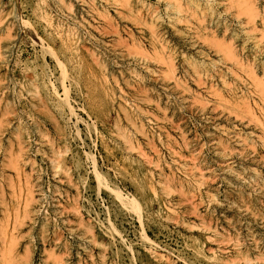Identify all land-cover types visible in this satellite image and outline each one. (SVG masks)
<instances>
[{"label":"rangeland","instance_id":"374dc122","mask_svg":"<svg viewBox=\"0 0 264 264\" xmlns=\"http://www.w3.org/2000/svg\"><path fill=\"white\" fill-rule=\"evenodd\" d=\"M226 1L210 2L214 30L189 0H0V264H264V97L228 49L264 61V37ZM239 19L248 42L224 30ZM88 51L149 141L106 101Z\"/></svg>","mask_w":264,"mask_h":264},{"label":"bare ground","instance_id":"6f19581e","mask_svg":"<svg viewBox=\"0 0 264 264\" xmlns=\"http://www.w3.org/2000/svg\"><path fill=\"white\" fill-rule=\"evenodd\" d=\"M179 1L180 0H173V2H178L179 3ZM191 3H194V4H196L197 5V8L198 9H200V12H201V19H199V20H201V25L202 26H209V24H212L213 26H211L214 30H215V27L217 28V29H221V26H222V24H223V19H222V13L220 14H218L217 12H218V6L216 7V6H211L212 4L210 3V2H212L213 0H198V2L196 1V0H189ZM199 1H200V3H199ZM228 1V0H227ZM226 1V2H227ZM240 1V2H239ZM220 2V1H219ZM223 2V1H222ZM222 2H220V3H222ZM236 2H238L240 5H238V3H236V4H234L235 2H233V4L236 6V5H238V6H241L240 8H242V10H243V13L242 12H240V10L239 11H236V12H238V15L237 16H239V13H242V16H244V14H245V16H247L246 18V20H247V23H250V24H252L253 26H252V30L254 29L255 31L257 30H261V33H262V37H264V7L261 5V3H260V1L259 0H238V1H236ZM243 4H242V3ZM177 3V4H178ZM210 3V4H209ZM219 3V4H220ZM126 4H128V2L126 3ZM180 4V3H179ZM225 4V3H224ZM231 4V3H230ZM229 4V5H230ZM233 4L231 5L232 7H235V6H233ZM126 6H129V5H126ZM230 6V7H231ZM123 7V6H122ZM216 7V8H215ZM228 7V6H227ZM223 8H225V7H223ZM237 8L238 7H236V10H237ZM228 9H230V8H228ZM228 9L226 8V9H224V10H226V11H228ZM233 9V8H232ZM239 9V8H238ZM231 10V9H230ZM229 10V11H230ZM222 11H223V9H222ZM221 12V11H220ZM224 12V11H223ZM234 12V11H233ZM235 15L237 14V13H234ZM104 17H105V15H103ZM230 16V15H229ZM237 16H235V18L237 19ZM241 16V15H240ZM7 17V16H6ZM102 17V16H101ZM109 16L108 15H106V19L105 20H109V18H108ZM16 18V17H15ZM103 18V17H102ZM223 18H225V17H223ZM239 18V17H238ZM210 19V20H209ZM227 19V18H226ZM245 20V21H246ZM109 21H111V20H109ZM155 21V20H154ZM244 20H238V21H235V22H237V24L235 25V22H233V21H231V23L232 24H227L226 23V25H225V29L224 30H231V32H232V35H231V39H230V42L233 40L235 43H236V41L240 38V35H239V32L242 30L243 32H245V35H244V38H245V41H249V40H251V39H253L252 38V36L251 35H248V34H246L250 29H249V27H248V25H247V23L245 22ZM108 23V22H107ZM109 23H111V22H109ZM209 23V24H208ZM228 23H229V21H228ZM229 25V26H228ZM146 26H147V24H146ZM152 26V25H151ZM112 28H114V27H112ZM117 28V27H116ZM151 28H153V27H151ZM104 29V28H103ZM212 29V30H213ZM153 30V35L156 37V41L157 42H162L161 41V38L158 36V33H157V29H155V28H153V29H151V31ZM207 30V29H206ZM212 30H211V32H212ZM233 30V31H232ZM236 30V31H235ZM237 30H239V31H237ZM251 30V31H252ZM105 31V30H104ZM205 31V30H204ZM226 31H224V32H226ZM9 32H10V30H9ZM108 32V31H107ZM260 32V31H259ZM115 33V32H114ZM117 33V32H116ZM213 33H215V32H213ZM212 33V35H214ZM251 33V32H250ZM116 35H119V34H116ZM205 35V34H204ZM203 35V36H204ZM259 35H261V34H259ZM188 36V35H187ZM4 37V36H3ZM2 37V38H3ZM183 37H184V35H183ZM205 37H206V35H205ZM205 37H203V40L205 39ZM207 37H209V36H207ZM212 37V40H211V42L213 41V45L214 46H216L215 45V40L217 39L215 36H211ZM210 37V38H211ZM210 38H208L209 40H210ZM222 38V37H221ZM243 38V39H244ZM258 38H259V36H258ZM242 39V38H241ZM263 38H261V40H262ZM189 40V39H188ZM257 40V39H256ZM261 40H259V41H255L254 43L256 44V47H257V49L259 48V46L261 45L260 43H261ZM219 42H220V38H219ZM230 42H229V44H230ZM125 43V42H124ZM123 43V44H124ZM226 43H228V40H227V42ZM234 43V44H235ZM244 45L246 44L245 42H242ZM264 43V42H263ZM193 44H195V43H193ZM221 45H219V47L218 48H220V46L222 47V49H223V46H229V44H227V45H224L225 44V41H221V43H220ZM233 44V45H234ZM250 44V43H249ZM12 45H13V40H12V37H11V39H9L8 41H7V43L5 44V46L2 48L3 50H2V53H3V55H2V57L4 56V59H3V61L8 57V55L10 54V52H12L11 50H12ZM121 45V44H120ZM129 45V44H128ZM134 45V44H133ZM139 45V44H138ZM137 45V46H138ZM160 46H161V48H163V46H164V44L162 45L161 43H160ZM251 46V45H250ZM2 47V46H1ZM84 47V46H83ZM116 47V46H115ZM134 47V46H133ZM136 47V46H135ZM141 47V49L140 50H138L139 52H137L136 50V52H137V54L138 53H141V55L143 56V57H145V55H144V53H147L146 51H144V49L142 48V46H140ZM232 48V46H229V48L228 49H230L231 50V55H233L232 57H233V60L232 61H234L235 63H236V65L237 66H240V67H242L245 71H244V73H247L248 72V74L247 75H245V76H249V73L255 78V80L253 79V78H251V77H248V78H250V80L251 79H253L252 81H254V82H256L255 83V85H253V87L255 86V88H256V90L257 91H259L261 94H263V96H262V98L264 97V79H262V78H260L259 77V70L257 69V64H261V67L263 68V71H262V74L261 75H263L262 77H264V61H262L263 59H261V57L260 56H258L257 55V53L256 52H252V54L253 55H247L246 56V59L245 58H242V57H240V54H238V52H236V51H233L231 48ZM252 47V46H251ZM254 47V46H253ZM69 48V47H68ZM88 48V47H87ZM217 48V49H218ZM234 48H236L235 46H234ZM241 48H242V46H241ZM255 48V47H254ZM132 50V49H131ZM219 50H221V49H219ZM92 51V50H91ZM91 51L89 52V56H90V58H91V60L93 61V63H94V65L98 68V73H99V76L98 77H95V81H97V79H99V81L101 82V86L100 87H104V89H105V92H106V101L109 103V105L110 106H116V105H118L119 106V109H121L122 111H124V113H125V115L127 116V121H129V123L131 124V125H133L134 127H135V130L137 131V133L139 132L140 133V135L144 138V139H146V140H148L149 141V133H148V131L144 128V127H146V126H143V124L141 125V122H139V119L138 118H136L131 112H129V108L127 109L126 107H127V104L125 103V99L123 98L124 96H122V90H121V94L118 96L117 95V93L111 88V85H110V81H109V77H108V73H107V68H106V66L104 65L105 63H103V61H101V58H99L96 54H95V52L94 53H91ZM134 51V50H133ZM132 51V52H133ZM222 51H224V50H222ZM254 51V50H253ZM256 51H258V50H256ZM261 51V50H260ZM259 51V52H260ZM136 52H134V54L136 53ZM221 52V51H220ZM228 51H225L224 53H227ZM247 52V51H246ZM258 52V53H259ZM156 53H158V52H156ZM222 53V52H221ZM223 53V54H224ZM264 53V52H263ZM133 54V55H134ZM136 54V55H137ZM132 55V54H131ZM205 55H207V54H205ZM230 55V56H231ZM103 56V55H102ZM130 56V55H129ZM202 56V55H201ZM225 56H226V59H227V55L225 54ZM242 56V55H241ZM231 58V57H230ZM230 58H229V61H230ZM141 59V58H140ZM58 60V59H57ZM247 60V61H246ZM159 61H160V63L161 64H163V65H166V67L168 68L167 70H166V72H165V77L167 78L168 77V80H173V81H175V83H177L176 85H179V87H181L182 89H183V92L184 91H188L189 90V87L187 88L186 87V85H184L185 83H181V80H179L178 78H177V76H176V68H175V65H174V60L172 59V57H170V56H167V57H163L162 55H159ZM227 61H228V59H227ZM231 61V62H232ZM58 62V61H57ZM193 66H195L194 64H193ZM199 66V65H198ZM197 66V67H198ZM231 66V65H230ZM63 67V66H62ZM124 67V66H123ZM165 67V68H166ZM233 68V67H232ZM145 69H147V68H145ZM229 69V68H228ZM232 70V69H231ZM262 70V69H261ZM64 71H65V69H64ZM196 71H197V69H196ZM241 72H243V71H241ZM66 73V72H65ZM233 73V71L231 72V75H233L232 74ZM235 75H236V77H239L240 78V75H239V72L238 73H234ZM260 75V76H261ZM220 76H222V75H220ZM201 77V76H200ZM200 77H198V78H200ZM233 78V77H232ZM223 79H225V76H224V78ZM235 79V78H234ZM243 79V78H242ZM242 79L240 78V81L242 82ZM98 81V82H99ZM224 81V80H223ZM103 82V83H102ZM125 83V85L129 88V87H132L133 88V85H132V82L129 80V79H125V81H124ZM201 82V81H200ZM254 82H251V83H254ZM229 83V82H228ZM227 83V84H228ZM234 83H236L235 82V80H234ZM53 84V83H52ZM187 84V83H186ZM230 84V83H229ZM117 85V84H116ZM249 85V84H248ZM229 86V85H228ZM235 86V85H234ZM64 87V86H63ZM178 87V86H177ZM240 87V86H239ZM53 88V87H52ZM210 88H212V87H210ZM134 89V91L136 92V97L138 98L139 97V100H142V101H144L145 102V100H147V92L146 91H144L143 90V87H141V86H139V87H136V88H133ZM209 89V88H208ZM56 90V89H55ZM210 90V89H209ZM249 90V89H248ZM255 90V89H254ZM255 90V92L256 93H258L257 91ZM54 91V90H53ZM243 91V90H242ZM69 92V91H68ZM214 92H216L215 90H214ZM237 92V91H236ZM248 92V91H247ZM33 93V92H32ZM37 92H35V94H33V98L35 99V100H37V101H40V97H39V95H37L36 94ZM56 93H57V91H56ZM66 93H67V91H66ZM104 93V92H103ZM213 93V92H212ZM219 93L221 94V92L219 91ZM219 93H218V96L220 97V95H219ZM237 93H239V92H237ZM245 93V92H244ZM259 93V94H260ZM68 94V93H67ZM214 94V93H213ZM216 94V93H215ZM261 94H260V96H261ZM57 95V94H56ZM65 95V94H64ZM254 95V94H253ZM246 96V95H245ZM252 96V95H251ZM242 97H244V96H242ZM221 98V97H220ZM223 98H226V97H223ZM241 97H238L237 98V100L236 101H238L237 102V104H238V106L237 105H235V106H237L236 108L238 109V110H242V107H244L245 108V111L247 112V114H250L253 118H254V116H255V114L253 113L254 111L252 110V107L248 104L249 103V100L248 99H246V100H248V102L247 101H244V99H242L243 100V102L241 103V102H239L241 99H240ZM248 98V97H247ZM62 99V98H61ZM122 99H124L125 101H122ZM234 99V98H233ZM42 100V99H41ZM65 104L67 103V105L69 106V113H71L73 116H74V114L76 113L75 112V109H74V107L68 102V96L67 95H65ZM63 100V101H64ZM228 100V99H227ZM261 100V99H260ZM147 101H149V100H147ZM222 101H225V100H222V98H221V101L220 102H222ZM231 102V101H230ZM230 102H229V104H230ZM235 102V101H234ZM233 102V103H234ZM247 102V103H246ZM262 102H264V100H262ZM147 103V102H146ZM226 103V102H225ZM43 105V104H42ZM233 104L231 103V106H232ZM204 107V106H203ZM131 108V107H130ZM261 108V107H260ZM132 109V108H131ZM165 110V109H164ZM261 110H262V108H261ZM164 112V111H163ZM237 112V111H236ZM263 113H264V110L262 111ZM242 114H244L243 113V111H242ZM77 115V114H76ZM237 115V114H236ZM244 115H246V114H244ZM137 116V115H136ZM248 116V115H247ZM251 116H250V118H251ZM238 117H240V116H238ZM245 117V116H244ZM249 117V116H248ZM256 117H257V115H256ZM70 118V117H69ZM258 118V117H257ZM254 120V119H253ZM255 120H258V123L260 122V120L259 119H255ZM255 120H254V122H255ZM207 122V121H206ZM142 123H143V121H142ZM261 123V122H260ZM258 125H261V124H258ZM263 127H264V124H263ZM217 128V127H216ZM119 130V132H122V135H123V138H124V141H125V143H129L130 145H133V141H132V139H131V137H130V135L127 133V131L126 130H122V129H118ZM183 137V136H182ZM185 137H183V140H184V145H185V147L186 148H188V147H190V143L189 142H187V140H185L184 139ZM151 142V141H150ZM153 143V142H152ZM129 145V146H130ZM138 146V145H137ZM130 147H132L133 148V146H130ZM129 147V148H130ZM130 149L131 151L133 150V149H136V148H138V147H136L135 146V148H133V149ZM153 150V149H152ZM138 151V150H137ZM57 165H58V168H60V169H62V163L59 161V162H57ZM158 166V165H157ZM160 168V167H159ZM161 170V169H160ZM160 172V171H159ZM162 172V171H161ZM66 173H68V172H66ZM161 175H162V173H161ZM174 176V175H173ZM68 177H69V175H68ZM171 180H172V177H171ZM153 187V186H152ZM182 195H184V194H182ZM194 209H196L195 210V212L197 213V214H199V211H198V209L197 208H194ZM210 229L209 230H211V227H209ZM207 229V228H206ZM144 237H146V235L144 236ZM147 238V237H146ZM148 239V238H147ZM149 240V239H148ZM150 241V240H149ZM151 242V241H150ZM149 242V243H150ZM263 256V255H262ZM213 257V256H212ZM214 257L215 258H217V256L216 255H214ZM216 260V259H215Z\"/></svg>","mask_w":264,"mask_h":264}]
</instances>
